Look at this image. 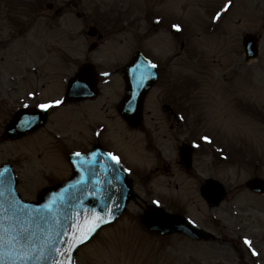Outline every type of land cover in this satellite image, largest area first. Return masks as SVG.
<instances>
[{"label":"rangeland","instance_id":"1","mask_svg":"<svg viewBox=\"0 0 264 264\" xmlns=\"http://www.w3.org/2000/svg\"><path fill=\"white\" fill-rule=\"evenodd\" d=\"M225 3L0 0V163L13 165L21 197L35 199L41 188L68 177V154L96 142L131 169L134 199L78 249L74 264H264V196L244 187L251 177L264 178V0H232L213 22ZM173 23L182 31L173 33ZM91 25L98 38L86 35ZM246 34L259 37L258 56L249 62L241 45ZM92 41L98 46L91 51ZM135 51L159 72L136 129L116 112L123 93L116 74L105 78L108 90L97 99L63 103L50 110L40 130L16 141L2 138L17 108L62 99L66 81L85 61L99 71L122 65ZM204 135L212 142L203 141ZM183 142L198 145L190 170L178 161ZM208 178L226 189L215 207L199 192ZM153 201L186 215L214 239L148 232L140 215ZM244 237L259 257L243 245Z\"/></svg>","mask_w":264,"mask_h":264},{"label":"water","instance_id":"2","mask_svg":"<svg viewBox=\"0 0 264 264\" xmlns=\"http://www.w3.org/2000/svg\"><path fill=\"white\" fill-rule=\"evenodd\" d=\"M95 33V29L89 31L90 35ZM243 45L246 58L256 55L254 38H244ZM124 71L126 94L120 104V113L129 124L135 125L140 119L139 115L144 96L157 80L156 71L139 53L133 56L131 62L125 66ZM84 76L88 77L90 81L88 90L77 92L71 84H74L75 77ZM75 77L68 84L67 98L69 100H80L93 97L96 92L92 88L94 80L88 66L84 67ZM45 116L46 114L39 110H20L7 125L5 136L17 138L23 135L25 131L38 128L44 122ZM25 120H32L31 126H25ZM181 150L182 160L188 161L190 150L185 147ZM70 161L74 172L72 178L59 186L43 191L37 202L20 200L14 191L15 181L11 169L8 166L0 168V172H3L6 178H10V183L0 185V193H2L0 194V204L7 209L10 204L15 203L28 210L19 217V220L23 221L24 226L33 234L35 245L43 249L42 252L35 253L36 258L29 260L27 264H53V261L63 259V257L57 256L54 249L61 247V250H63L62 238L66 231H76L74 225L77 223L84 227L83 221L86 219L91 220L94 215L103 217L105 221L112 220L113 217L124 211L125 204L133 197L126 173L115 166L108 155L96 150L93 153L82 154L79 157L72 154ZM117 173L119 179L116 178ZM247 185L255 191L264 192L263 181L253 179ZM207 186H204L206 196L214 204L218 203L224 192L213 185H209L208 188ZM45 205L48 207L45 208ZM5 215H11V213H5ZM143 222L148 229L159 233L180 231L196 239H208L210 237L203 231L192 227L183 218L168 216L164 213L148 211ZM16 223V221H6L5 227L9 228L10 224ZM49 239H51V245L46 243V240ZM69 241H71L70 236ZM2 251L4 253L3 264H21L20 261H13L11 257L15 255V252L7 246Z\"/></svg>","mask_w":264,"mask_h":264},{"label":"snow or ice","instance_id":"3","mask_svg":"<svg viewBox=\"0 0 264 264\" xmlns=\"http://www.w3.org/2000/svg\"><path fill=\"white\" fill-rule=\"evenodd\" d=\"M232 4V0H226V3L222 6V8L217 11L214 16L212 17L213 22H218L223 14H226L230 10V6ZM155 22L157 24L160 23V18L157 17ZM171 28L175 29L177 32L182 31V26L178 23L171 24ZM151 68L155 69L157 65L155 63L150 62ZM102 75H109V73L105 72ZM90 81L88 77H75L74 84H71L72 87L77 92H85L88 90V84ZM35 93H29V96H34ZM64 101L62 99H54L48 100L43 103H37L35 107L39 108L43 112H47L49 109H53L59 106H62ZM27 107V105H25ZM180 119H183L181 116ZM32 120H25V126H31ZM99 135V133H97ZM203 141L211 143V138L207 135L200 137ZM194 146H198L195 145ZM75 156L79 157L81 153L77 152L74 153ZM108 157L111 161L114 162V165L119 167L121 164L120 157L115 155L114 153L109 152ZM7 171V170H5ZM123 172H131L129 168H123ZM116 178L119 179L118 173L116 174ZM6 183H10V178H6L3 172H0V185H4ZM2 194V193H0ZM94 195V194H93ZM152 203L156 204L158 207L160 205L159 201H153ZM45 208L48 206L45 205ZM115 207V205H113ZM28 210L19 206L18 204H10L7 209L0 204V264H3V249L7 246L9 249L15 252V255L11 258L13 261H20L21 264H27L29 260H32L35 257V253L42 252V248H38L35 243L33 242V234L30 232L28 228L24 226V222L19 220V217L24 215ZM95 211L94 209L92 210ZM11 213V215H5V213ZM39 214V213H37ZM114 219V217H113ZM12 222L16 221V224H10L9 228L5 227V222ZM110 221H105L103 217L94 215L91 220H84L83 224L84 227H81L80 223L74 225L76 231H66L62 238V248L56 247L54 250L58 257H63V259H57L53 261V264H72L73 256L72 253L75 250L83 245L85 242L89 241L93 234L97 231V229L103 223H108ZM189 223H194L189 221ZM69 236L71 237V241H69ZM7 238V243H6ZM46 243L51 245V239L46 240ZM243 245L246 246L247 250L250 254L254 257H259L260 253L253 247V242L247 238H243ZM18 248V250H17ZM46 258V257H41Z\"/></svg>","mask_w":264,"mask_h":264},{"label":"bare ground","instance_id":"4","mask_svg":"<svg viewBox=\"0 0 264 264\" xmlns=\"http://www.w3.org/2000/svg\"><path fill=\"white\" fill-rule=\"evenodd\" d=\"M224 15V14H223Z\"/></svg>","mask_w":264,"mask_h":264}]
</instances>
